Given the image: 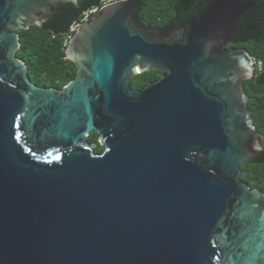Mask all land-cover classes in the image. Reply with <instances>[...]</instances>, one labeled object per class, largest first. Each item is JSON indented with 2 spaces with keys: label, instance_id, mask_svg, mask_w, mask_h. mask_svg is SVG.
<instances>
[{
  "label": "water",
  "instance_id": "1",
  "mask_svg": "<svg viewBox=\"0 0 264 264\" xmlns=\"http://www.w3.org/2000/svg\"><path fill=\"white\" fill-rule=\"evenodd\" d=\"M67 2L0 0V264H264V191L241 168L264 150L255 59L228 47L256 1L211 0L168 33L107 4L66 46L75 78L41 87L18 30Z\"/></svg>",
  "mask_w": 264,
  "mask_h": 264
},
{
  "label": "trees",
  "instance_id": "2",
  "mask_svg": "<svg viewBox=\"0 0 264 264\" xmlns=\"http://www.w3.org/2000/svg\"><path fill=\"white\" fill-rule=\"evenodd\" d=\"M134 6L136 21L147 28H160L168 33L183 21L195 16L211 0H129ZM240 18L228 47H245L255 59V75L244 80L249 96L248 107L258 131L264 134V0ZM102 5V0L67 2L43 26L18 30L21 47L17 55L29 68L31 80L41 87L60 88L74 79L77 67L66 58L65 35L71 26L81 20L85 11ZM261 62V69L259 68ZM139 74L131 80L133 88L141 87L146 80ZM242 179L252 188L264 191V150L253 161L242 164Z\"/></svg>",
  "mask_w": 264,
  "mask_h": 264
},
{
  "label": "flooded vegetation",
  "instance_id": "3",
  "mask_svg": "<svg viewBox=\"0 0 264 264\" xmlns=\"http://www.w3.org/2000/svg\"><path fill=\"white\" fill-rule=\"evenodd\" d=\"M172 29V28H171ZM165 73L164 70H153V71H149V72H144L141 73L142 75L146 74V76L142 77V80H146V83L143 84V86L141 87H137L136 89H141V88H145L146 86H148L150 83H153L155 81H159V79L162 77V75ZM131 83V82H130ZM132 87V85H131ZM133 88V87H132ZM98 135L93 133L90 136H88V141L92 142L95 144V151L96 152H102L103 151V147L100 145L99 140H98Z\"/></svg>",
  "mask_w": 264,
  "mask_h": 264
},
{
  "label": "built area",
  "instance_id": "4",
  "mask_svg": "<svg viewBox=\"0 0 264 264\" xmlns=\"http://www.w3.org/2000/svg\"><path fill=\"white\" fill-rule=\"evenodd\" d=\"M119 0H102V5L99 7H94L92 9H89L87 11H85V13L83 14L82 18L80 21L75 22L70 29V32L67 33V35H65L66 39H65V45L67 46V44L69 43V41L72 39V35H74V32L76 31V29L79 27V25L83 22L86 21L90 18L91 15L97 13L98 11L101 10V8L107 4H111L113 2H116ZM256 63V61H255ZM259 68L261 69V62H259Z\"/></svg>",
  "mask_w": 264,
  "mask_h": 264
}]
</instances>
